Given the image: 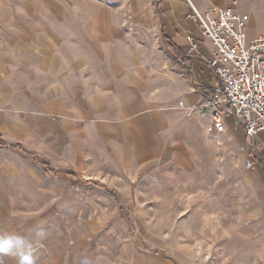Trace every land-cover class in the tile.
I'll return each mask as SVG.
<instances>
[{
	"label": "rangeland",
	"instance_id": "1",
	"mask_svg": "<svg viewBox=\"0 0 264 264\" xmlns=\"http://www.w3.org/2000/svg\"><path fill=\"white\" fill-rule=\"evenodd\" d=\"M104 18L109 47L88 32ZM157 19L150 0H0V141L33 153L0 147V264H264V168L242 131L215 133L180 99L172 129L126 124L120 102L83 90L90 53L101 81L128 60L160 82Z\"/></svg>",
	"mask_w": 264,
	"mask_h": 264
},
{
	"label": "crops",
	"instance_id": "2",
	"mask_svg": "<svg viewBox=\"0 0 264 264\" xmlns=\"http://www.w3.org/2000/svg\"><path fill=\"white\" fill-rule=\"evenodd\" d=\"M150 2L155 7L158 17L157 27L152 29L153 33L158 36V39L162 43L163 52H166L171 59L172 67H170L168 71L162 72V75L159 77L160 82L157 78L150 81L147 76L140 77V73H134L132 71L134 68L140 67L138 61L117 60L114 65L117 66V70H120L119 74L122 78L116 79V82L108 83L105 80L101 81L98 79L99 73L97 70H100L99 58L97 56V58L93 57L89 52L90 54H84L80 57L83 58L84 63L87 61L89 62V68L92 66L91 68L95 69L93 74L94 83L90 86H83V90L87 95L96 92L101 95L102 93H108L111 100L120 102L117 103V109L119 111L117 115L127 117L126 124H136L140 126L143 125V123L148 124L150 122V117L154 119L157 118L156 116H160V118L164 120L165 128L169 129L172 126L169 121L166 120L176 116L177 112L174 110L177 103L176 100H183L180 102L185 106L198 105L205 101L207 93L214 92V89L218 86V81L213 70L205 62V58H207L213 50L212 44L203 36L201 30L187 18L189 8L185 0H150ZM198 4L200 5L198 7L201 9L232 6L241 14L248 16V39H252L259 34H264V0H199ZM101 16L103 15H100V17ZM112 20L114 19L104 18V22L101 23L98 19L96 20L97 22L89 26L88 32L94 39L96 46H98L97 43H99L102 47H109L110 44L104 37L107 39L109 38V41H111L112 38H117V32L111 24ZM98 32H101V39L98 37ZM189 38L197 42V49H191ZM172 48L178 49L180 53L188 59L190 77L185 75L179 62L175 61L171 54ZM86 56L88 58H85ZM144 59L145 61L140 60L143 67L146 63L151 65L152 62L149 60V56ZM165 64L164 61L159 62L157 67H163ZM77 97L82 103L83 100L80 92H78ZM154 101L160 102V108L164 111L158 110L154 111L152 114L151 112L140 113L139 107L142 102H145L148 107L149 105L154 106L157 104L154 103ZM220 109L223 112V117L225 112L227 113L226 115H231V117L234 118V116L228 112L226 105H221ZM209 112L210 110L205 111L207 116ZM136 115L139 116L135 117ZM195 117L198 119L201 116L197 115ZM201 118H205L208 124V118L206 116ZM234 120L236 126L233 121H231L230 125H226L224 122L223 133L226 131L228 133L231 131L237 133L242 131L243 142L251 149V153H256L254 155L256 160L255 162L252 161V167L256 165V167H254L255 170L260 171L264 168V153L261 151L256 152L255 148L258 147L259 143L264 144V131L259 133L254 139H251L245 134L242 122L236 121L235 118ZM173 123L175 122L173 121ZM210 128L212 127L210 126ZM183 129L186 133H189L191 130L188 125ZM212 130L217 133L213 128ZM11 145H19L26 154L33 155V153L26 150L20 144ZM255 170H253L254 173L252 176L256 175Z\"/></svg>",
	"mask_w": 264,
	"mask_h": 264
},
{
	"label": "built area",
	"instance_id": "3",
	"mask_svg": "<svg viewBox=\"0 0 264 264\" xmlns=\"http://www.w3.org/2000/svg\"><path fill=\"white\" fill-rule=\"evenodd\" d=\"M185 1L187 18L212 44L205 62L218 81L204 102L186 106V111L192 116H206L209 126L221 134L224 117L220 106L226 105L236 121L242 122L245 134L254 139L264 131V34L248 39V16L232 6L201 9L192 0ZM189 43L191 49H197L192 38ZM179 105L184 107L182 102ZM206 110H210L208 116ZM252 166L253 162H248V167Z\"/></svg>",
	"mask_w": 264,
	"mask_h": 264
},
{
	"label": "trees",
	"instance_id": "4",
	"mask_svg": "<svg viewBox=\"0 0 264 264\" xmlns=\"http://www.w3.org/2000/svg\"><path fill=\"white\" fill-rule=\"evenodd\" d=\"M171 54L174 57L175 61L179 62V64L181 65V69L184 71L185 75L187 77H190L188 59H186L176 48H172ZM0 147H3L8 150L22 151L23 153H25V151L19 145H7L0 141Z\"/></svg>",
	"mask_w": 264,
	"mask_h": 264
},
{
	"label": "bare ground",
	"instance_id": "5",
	"mask_svg": "<svg viewBox=\"0 0 264 264\" xmlns=\"http://www.w3.org/2000/svg\"><path fill=\"white\" fill-rule=\"evenodd\" d=\"M243 241H244V240L241 239V238H240V239H237V241H236L237 246H241V247H242V246H243V245H242V244H243ZM241 247H240V248H241ZM240 251H242V250L240 249Z\"/></svg>",
	"mask_w": 264,
	"mask_h": 264
}]
</instances>
